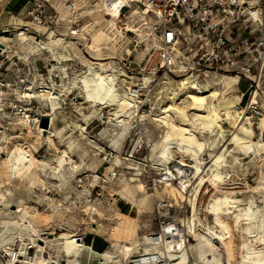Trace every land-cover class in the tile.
I'll list each match as a JSON object with an SVG mask.
<instances>
[{
	"label": "rangeland",
	"instance_id": "374dc122",
	"mask_svg": "<svg viewBox=\"0 0 264 264\" xmlns=\"http://www.w3.org/2000/svg\"><path fill=\"white\" fill-rule=\"evenodd\" d=\"M77 2L80 9L74 19L77 24L73 25L74 28L83 24L85 18H89L91 15L89 11L100 7L99 0H79ZM65 3H68V0H50L49 2L30 0V8L19 16V19L24 22H32L31 25H27L25 29L21 30L34 36L35 39L49 42L48 34L51 30L54 31L53 39L56 42L54 49L63 50L72 58L70 61L62 62L67 75L63 81L56 69L59 64L54 61L55 57L50 52L39 49L30 37L23 39L15 36L16 29L12 25L9 26V31L0 33V35L9 38V48L6 52L3 53L0 48V78L8 82V85L0 86V108L2 109L0 122L7 127L10 136H20L12 138L13 143L18 141L31 144L34 146L35 155L38 158L47 160L55 157V149L47 142L45 137H42L41 147L37 146V125L48 130L49 126L57 129L67 122L82 124L87 129L86 135H88L89 140H86V142L77 141L73 146L71 155L79 163L83 162V166L80 167L78 172L67 171L68 182H52L54 184L53 190L46 194L47 200L40 198L42 192L37 188L26 185V182H16L17 186L13 190V195L1 207L3 209L14 208L12 205L18 204L19 198L30 199L28 210L34 214L33 224L40 229L41 234L32 235L29 232L22 231V239L16 238L9 251H3V246L2 249L0 248V264H11L13 262L10 258L12 249L20 252L18 260L24 261L16 264H34L42 251L41 247L46 255L52 253L59 256V252L52 251L49 245L45 246L43 238H52L49 233L51 231L58 233L61 228L77 234L86 243H89L90 238L94 236L93 248L97 251L111 248L108 233L114 225L119 223L121 217L117 214V211H119V208L123 209L124 206L130 208V217L137 218L136 230L140 239L147 233L158 231L159 228L155 205L150 194L152 193L153 180L157 177L158 170L156 166L162 161L158 155L161 151V139L158 138L155 142H147L144 139L134 152L133 157H129L128 149L131 138L128 135L119 133L121 129L115 126L113 122L108 121L105 110L103 112L98 110L93 112L76 101L75 92L68 99L66 98L60 102L61 108L56 113L52 124L50 125L49 120L48 126L44 127L39 114L40 110L46 111L47 102L20 98L9 91V88H11V91L13 89L21 91L27 86V82L32 81L36 85L46 84L56 88L72 87L74 83L79 87L81 83L78 81L77 70L83 68V61L86 58L93 61L102 59L109 71H118L117 73L120 75L119 92H125L126 87L132 82L137 84V87H142L139 96L140 103L138 104L141 111L146 114L159 113L161 107L167 104L170 92L167 87L172 88L173 91L179 90L180 82L185 80L184 73L164 72L155 69V54L146 35V29L140 27L135 35L121 37L120 33L112 26L109 29L105 28L110 38L102 37L94 42L90 36L87 40L82 37L71 38V34L68 35L67 33L68 28L61 20L66 14H69L64 6ZM259 3L264 6V0H259ZM34 10H36L35 13L27 18L29 12ZM35 23L45 26L47 29H38L35 27ZM115 23L116 28L119 29L120 21H115ZM139 23V20H136L135 24L139 25ZM58 25H60V29ZM216 73L234 76L222 72H212L207 77L210 78ZM121 78L126 81H121ZM205 78L206 76L201 77L193 85L198 90H203ZM237 84L238 88L243 91L248 82L239 79ZM5 89L7 92L9 91L8 94H1V91ZM187 91H191V88H188ZM23 113L29 115V118H26L30 120V133L27 129L22 128L23 125L12 123L19 122V117L23 116ZM177 118L179 119V116ZM153 124L151 123V126ZM224 128L226 129L223 133L224 136L216 139L212 144L217 146L218 153L224 152L225 159L221 167L225 178L223 182L219 183L221 190H217V193L222 196L225 194L230 196L234 205V207L224 210L221 214L222 219L230 227L231 251L228 254L222 241H218L220 246H215L214 254L222 264H228V262L231 264H262L264 260L248 263L246 256L247 247H251V243H253L256 250L260 251L261 255L259 257L264 259V245H259V236L256 238L250 236V230L255 229L254 231L261 234L264 228V152L259 155L252 153L249 157L243 158L240 164H236L234 157L243 155L239 154L238 149L230 141L231 127L224 123ZM78 134L79 131L74 133L70 129H66L63 134L65 144H69L72 139L76 140ZM198 134L200 137L206 136L210 140L209 134ZM55 142L58 146L60 145L58 140H55ZM94 146L101 148L95 149ZM153 146H156L159 150L156 153L157 156L151 158ZM11 147V144H8L4 153L0 152V184L4 183V175L6 174L4 158L8 151H11ZM60 148L61 146H59ZM210 149L206 147L201 155L204 161V173H208V176L212 164V159L209 157ZM116 156H118L119 161L107 170L106 167L115 161ZM177 156L176 153L173 154V158ZM168 165H171V163ZM131 178L135 179L131 180ZM197 181L192 180L193 184L187 187V193H197V216H200L205 224L214 227L215 215L210 213L205 206L215 191L209 182L207 183L208 188L199 187L197 189ZM175 183L180 185L179 181ZM5 188L6 186L0 189ZM65 196L69 197L65 199ZM129 200L140 206L149 207L152 211L138 216L136 206L130 203ZM247 210L252 213V219L249 222L243 220L238 226L235 225L234 213ZM92 218L94 221H92ZM257 226H260V228H257ZM3 234L4 228L0 226V239ZM225 236L228 237L229 233H225ZM188 238L191 247H193L196 241L192 237ZM21 242H24V244L22 245ZM79 260L83 263L86 262L87 249L83 250ZM98 260L99 256L93 253L88 264H100Z\"/></svg>",
	"mask_w": 264,
	"mask_h": 264
},
{
	"label": "bare ground",
	"instance_id": "6f19581e",
	"mask_svg": "<svg viewBox=\"0 0 264 264\" xmlns=\"http://www.w3.org/2000/svg\"><path fill=\"white\" fill-rule=\"evenodd\" d=\"M44 1L49 2L50 0ZM71 2L72 4L65 3L64 6L69 14L61 19L68 28L67 33L68 35L71 34V38L82 37L87 40L90 36L93 42L100 40L102 37L110 38L106 30L113 26L114 21L108 15H105L106 13L104 14L101 6L89 11V14H91L89 18H85V22L74 29L72 23L77 17L80 7L78 3L72 0ZM258 3L259 0L252 1L254 5H258ZM108 10L113 15H118L114 2L111 3ZM35 11H30L27 18H30ZM254 16L257 18L256 11H254ZM31 24V21L15 20L12 24L13 28L16 29L15 36L23 39L30 37L39 49L50 52L55 57L54 61L59 64L56 69L63 81L67 75L62 62L70 61L72 58L65 51L54 49L56 42L53 39V30L48 34L49 42L35 39L34 36L21 30ZM35 27L47 29V27L38 23H35ZM58 27L61 28L60 25ZM0 40L1 50L4 53L9 48V38L0 35ZM77 71L78 81L81 83L79 87L74 83L72 87L56 88L46 84L36 85L32 81L27 82V86L21 91H18V89L11 91V88H9V91L20 98L47 102L46 111L40 110L39 117H47L50 120V125L61 108L60 102L66 98L68 99L75 92L76 101L93 112L97 110L103 112L105 110L108 121L113 122L115 126L121 129L119 133L128 135L131 138L128 149L129 157H133L134 152L144 139L147 142H155L158 138L161 139V151L158 155L162 161L156 166L158 172L157 177L153 180L150 197L155 207L156 204L159 206V216L163 223L162 227L165 229V232L161 233L163 247H158L156 243L153 246L144 244L137 234V218L129 217L117 211V214L121 217L119 223L114 225L108 233L111 248H105L100 254H97L93 249L88 248L82 240H79L77 234L61 228L58 233L55 231L49 233L52 238H43L45 246L49 245L52 251L59 252L60 255L57 256L52 253L46 255L41 247L42 251L34 264H88L93 253L99 256L98 261L100 264H124L134 254L142 251L145 252L143 255L150 254L152 249L155 250L154 252L159 258H164L167 264H222L220 259L215 256L214 248L219 245L218 241H222L228 254L231 251L230 227L222 219L221 214L224 210L234 207V205L230 196L227 194L222 196L217 193V190H221L219 183L223 182L225 178L224 173L221 171L225 159L224 152L218 153L217 146H213L212 143L224 136L223 133L226 130L224 123H227L231 127L230 141L238 149L239 154L243 155L234 157L236 164H240L243 158L249 157L252 153L259 155L264 152V119L261 130L255 134L251 122L248 124L249 121H245V117L242 116L239 109L242 92L237 86L238 78L217 73L210 78L206 76L203 90H198L195 85L189 87V82L186 79L182 80L179 90L173 91L172 88L167 87L170 89L169 98L167 104L161 107L159 113L146 114L141 111L138 104L140 103L139 90L142 87H137V84L132 82L126 87L125 92H119L120 75L117 73L118 71H109L102 59L93 61L86 58L83 61V68ZM121 81L126 80L121 78ZM6 85H8V82L0 78V86ZM188 88H191V91H187ZM8 92L5 89L1 91V94L5 95ZM1 111L0 108V113ZM177 116H179V119ZM26 117L29 118V115L23 113V116L19 117V122L12 123L23 125L22 128L27 129L30 133V120ZM150 120H152L151 123H154L152 126ZM0 128V152L4 153L8 144L12 146L11 151H8L4 158L6 174L4 175V183L0 184V188L6 186L5 189H0V226L4 228V234L0 239V244H2L0 248L2 249L3 246V251L7 252L13 246L16 238L22 239V231L29 232L32 235L41 234L40 229L33 224L34 214L28 210L30 199L19 198L18 204L12 205L14 208L3 209L1 207L13 195V190L17 186L16 182H26V185L37 188L42 192L40 198L47 200L46 194L53 190L54 184L52 182H68L67 171L78 172L80 167L83 166V162L79 163L71 155V151L77 141L86 142L89 139L86 135L87 129L82 124L67 122L57 129L49 126L48 130L37 125V146L41 147L42 137H45L47 142L55 149V157L47 160L38 158L34 153V146L31 144L18 141L13 143L12 138L20 136H10L7 127L2 122H0ZM66 129H70L74 133L79 131L77 139H72L67 145L63 139ZM198 133L209 134L210 140L206 136L200 137ZM55 140L60 143V149ZM206 147L211 148L209 157L212 159V164L209 176L208 173H204V161L201 156ZM93 148L101 147L94 146ZM113 150L117 152L116 149L113 148ZM158 150L156 146L152 147L151 158L155 157ZM175 153L178 156L173 158ZM117 161H119L118 156L106 169H111ZM170 163L171 165H168ZM134 179L131 178V180ZM193 179L198 180L196 183L197 189L199 187L208 188L207 183L209 182L215 191L205 206L210 213L215 215L214 227L205 224L202 218L197 216V193H187V187L193 184ZM176 181H179L180 185H176ZM139 186L142 187L141 184ZM68 197L65 196L64 198L67 199ZM129 202L136 206L138 216L152 211L149 207L140 206L134 201L129 200ZM233 219L235 225L238 226L243 220L249 222L252 219V213L248 210L235 212ZM92 221H94L93 218ZM99 225L102 226L101 223ZM257 228H260V226H257ZM173 229H175L176 235H167L169 230L173 234ZM254 230H250V236L254 238L259 236V245H264V228L261 234ZM225 233H229V236H225ZM187 237H192L196 241L193 247H191L189 241H186ZM21 244L23 245L24 242H21ZM84 249H87V260L83 263L79 260V257ZM260 255V251L256 250L253 243H251V247H247L246 258L248 263L263 261L264 259H261ZM17 262L22 263L24 261L14 260L11 264ZM228 264L231 263L228 262Z\"/></svg>",
	"mask_w": 264,
	"mask_h": 264
},
{
	"label": "built area",
	"instance_id": "2783aa9c",
	"mask_svg": "<svg viewBox=\"0 0 264 264\" xmlns=\"http://www.w3.org/2000/svg\"><path fill=\"white\" fill-rule=\"evenodd\" d=\"M72 1L78 3L79 0ZM112 2L118 15L108 10ZM67 4H72L71 0ZM99 4L104 14L113 19L114 29L121 37L135 35L140 27L147 30L157 71L184 73L189 87L212 72L246 80L248 85L242 91L239 109L255 132L261 130L264 119V6L252 4V0H99ZM136 20L139 25L135 24ZM115 21H120L119 29ZM73 23L72 26L77 25L76 21ZM7 31L9 26L1 33ZM158 210L156 204L158 231L144 235L142 242L163 247L161 233L165 229ZM173 232L169 230L167 235L175 236V229ZM79 240L84 243L83 238ZM151 251L146 255L138 252L124 264H167L154 249ZM11 252L10 258L18 260L20 252L15 249Z\"/></svg>",
	"mask_w": 264,
	"mask_h": 264
},
{
	"label": "crops",
	"instance_id": "0c3cea01",
	"mask_svg": "<svg viewBox=\"0 0 264 264\" xmlns=\"http://www.w3.org/2000/svg\"><path fill=\"white\" fill-rule=\"evenodd\" d=\"M29 8H30V0H0V33L2 32L3 28L12 25L13 22L19 19V16L22 15ZM119 212L129 217L131 216L130 208L127 206H124L123 209L119 208ZM93 241H95L94 236L90 238L89 243H86L85 240L84 243L85 245L90 246L91 249H93L98 254L101 251H97L93 248Z\"/></svg>",
	"mask_w": 264,
	"mask_h": 264
},
{
	"label": "water",
	"instance_id": "95a60500",
	"mask_svg": "<svg viewBox=\"0 0 264 264\" xmlns=\"http://www.w3.org/2000/svg\"><path fill=\"white\" fill-rule=\"evenodd\" d=\"M1 47H2V44H0V48ZM48 121H49V119L47 117H45V116L41 117V122H42V125L44 127H47L48 126Z\"/></svg>",
	"mask_w": 264,
	"mask_h": 264
},
{
	"label": "trees",
	"instance_id": "16d2710c",
	"mask_svg": "<svg viewBox=\"0 0 264 264\" xmlns=\"http://www.w3.org/2000/svg\"><path fill=\"white\" fill-rule=\"evenodd\" d=\"M104 250V249H103Z\"/></svg>",
	"mask_w": 264,
	"mask_h": 264
}]
</instances>
